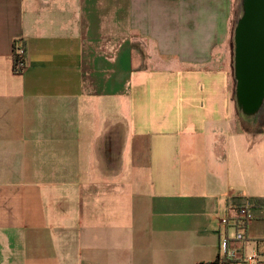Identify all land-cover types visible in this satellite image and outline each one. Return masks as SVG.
<instances>
[{
	"label": "crops",
	"instance_id": "obj_1",
	"mask_svg": "<svg viewBox=\"0 0 264 264\" xmlns=\"http://www.w3.org/2000/svg\"><path fill=\"white\" fill-rule=\"evenodd\" d=\"M235 6L0 0V264H264V127L235 100Z\"/></svg>",
	"mask_w": 264,
	"mask_h": 264
},
{
	"label": "water",
	"instance_id": "obj_2",
	"mask_svg": "<svg viewBox=\"0 0 264 264\" xmlns=\"http://www.w3.org/2000/svg\"><path fill=\"white\" fill-rule=\"evenodd\" d=\"M234 30L236 103L242 116L253 120L264 106V0H241Z\"/></svg>",
	"mask_w": 264,
	"mask_h": 264
},
{
	"label": "built area",
	"instance_id": "obj_3",
	"mask_svg": "<svg viewBox=\"0 0 264 264\" xmlns=\"http://www.w3.org/2000/svg\"><path fill=\"white\" fill-rule=\"evenodd\" d=\"M13 58L15 61L16 59H18L17 69L19 71H23L27 66L26 49L19 42L15 43V47L13 50ZM253 209H254V205L249 203L239 208L237 220L232 225L237 229V233L234 241L246 242L245 230L247 228V225L254 219ZM222 223L224 225L230 224L227 219H224ZM229 243L230 240L225 239L223 242V247L225 245L228 246ZM255 260H256L255 254L253 256H244L242 257V259L238 260L233 252L227 250L225 255H223L217 260V264H246L249 262H254Z\"/></svg>",
	"mask_w": 264,
	"mask_h": 264
},
{
	"label": "rangeland",
	"instance_id": "obj_4",
	"mask_svg": "<svg viewBox=\"0 0 264 264\" xmlns=\"http://www.w3.org/2000/svg\"><path fill=\"white\" fill-rule=\"evenodd\" d=\"M234 3H236L235 10L233 11V18L231 23V44H232V51L234 50V30L238 23V20L241 16V0H234ZM234 55V53H233ZM233 75H234V68H233ZM234 92L236 93V80L234 78ZM235 100H236V94H235ZM254 122L258 124V127L261 129L264 127V106L261 109L260 113L257 115L255 119H253Z\"/></svg>",
	"mask_w": 264,
	"mask_h": 264
},
{
	"label": "trees",
	"instance_id": "obj_5",
	"mask_svg": "<svg viewBox=\"0 0 264 264\" xmlns=\"http://www.w3.org/2000/svg\"><path fill=\"white\" fill-rule=\"evenodd\" d=\"M14 47H15V46H14ZM17 64H18V59H16V61L14 60V69H15V72H16V73H21L22 71H19V70L17 69ZM253 203H255V205H256V206H259V207L264 206V205L262 204V202H260V201H258V200H253ZM207 264H217V261H215V262H213V263H207Z\"/></svg>",
	"mask_w": 264,
	"mask_h": 264
}]
</instances>
